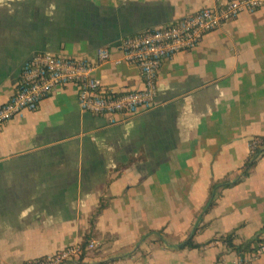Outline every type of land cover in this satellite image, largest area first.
Segmentation results:
<instances>
[{
    "label": "crops",
    "instance_id": "obj_1",
    "mask_svg": "<svg viewBox=\"0 0 264 264\" xmlns=\"http://www.w3.org/2000/svg\"><path fill=\"white\" fill-rule=\"evenodd\" d=\"M216 4L0 0V106L38 52L97 63L98 49L108 48L111 59L95 75L116 91L141 89L139 67L117 63L121 40ZM158 86L152 110L112 120L83 110L69 84L3 126L0 264L91 241L97 246L84 251L87 263L239 264L241 255L219 240L177 245L199 220L207 224L195 237L200 244L231 232L242 244L264 226V157L199 219L212 185L235 180L250 141L264 137V9L242 13L167 60ZM261 240L253 247L264 244V233ZM252 264H264V251Z\"/></svg>",
    "mask_w": 264,
    "mask_h": 264
},
{
    "label": "built area",
    "instance_id": "obj_2",
    "mask_svg": "<svg viewBox=\"0 0 264 264\" xmlns=\"http://www.w3.org/2000/svg\"><path fill=\"white\" fill-rule=\"evenodd\" d=\"M264 9V0H217L182 19L151 27L124 37L118 49L117 63L136 64L143 80L141 89L116 91L103 84L95 75L97 64L111 59L108 48L97 51L99 62L85 57L38 52L25 61L19 82L8 101L0 106V131L3 126L24 111H35L46 97L61 87H78L80 107L99 116L114 120L117 115H139L156 106L159 73L164 63L183 51L197 47L207 33L221 28L242 13ZM259 151V152H257ZM264 157V143L254 138L249 145V158ZM248 158V159H249ZM96 241L75 243L55 253L27 259L20 264H117L87 263L82 260L85 250H93ZM264 251L261 244L256 253L246 254L239 264H252Z\"/></svg>",
    "mask_w": 264,
    "mask_h": 264
},
{
    "label": "trees",
    "instance_id": "obj_3",
    "mask_svg": "<svg viewBox=\"0 0 264 264\" xmlns=\"http://www.w3.org/2000/svg\"><path fill=\"white\" fill-rule=\"evenodd\" d=\"M257 138H259L264 143V137H257ZM257 152H259V151H257ZM258 161L259 160L256 157L249 158L245 162V165L241 170V174L235 180L223 181L221 183L220 182L214 183L212 185L211 196H210V199L208 201V204L205 207L204 211L199 216V219L200 218L202 219L205 216V214H207L215 206L221 189L226 188V187H230V186H233V185H236V184H239L240 182H242L244 180V178H246L250 175L251 170L255 167V165L257 164ZM104 206H105V204L102 203L101 206L99 207L97 213L101 212V210L104 208ZM200 222H202V220L201 221L199 220V222L195 225V227L192 229V231L189 233V235L183 241H180L178 243L177 247L179 249L200 248L204 245L211 244L212 242L219 240V241H222L226 245L228 250L237 251L241 255V258H242L246 254H249V253L252 254V253L257 252V248L253 247L254 242L257 241V242L262 243L261 236L264 233V226H263L262 230L257 234L255 239L250 240V241L245 242V243H242V244H238V245L235 244L234 232L220 236L219 238H214L205 244H200L195 240V237L198 234V232L204 230L207 226V224L200 223ZM92 225H94V219L92 220ZM153 232L154 231H151V233H153ZM159 233L161 234V232H159ZM84 244H87V242H84ZM220 258H221V255H219L218 259L220 260Z\"/></svg>",
    "mask_w": 264,
    "mask_h": 264
},
{
    "label": "rangeland",
    "instance_id": "obj_4",
    "mask_svg": "<svg viewBox=\"0 0 264 264\" xmlns=\"http://www.w3.org/2000/svg\"><path fill=\"white\" fill-rule=\"evenodd\" d=\"M254 138H255V137H254ZM254 138H253V139H254ZM258 139H259V138H258ZM262 158H263V157H261V158L259 157L258 160H260V159H262ZM240 261H241V259H239V263H240Z\"/></svg>",
    "mask_w": 264,
    "mask_h": 264
}]
</instances>
